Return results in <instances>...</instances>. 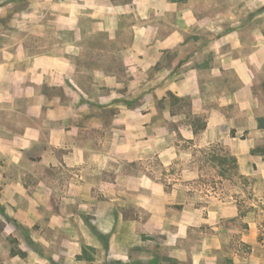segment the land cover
Returning <instances> with one entry per match:
<instances>
[{"label": "crops", "instance_id": "crops-1", "mask_svg": "<svg viewBox=\"0 0 264 264\" xmlns=\"http://www.w3.org/2000/svg\"><path fill=\"white\" fill-rule=\"evenodd\" d=\"M97 5L50 52L0 34V264H264V0ZM176 137L236 160L244 210L141 168Z\"/></svg>", "mask_w": 264, "mask_h": 264}, {"label": "rangeland", "instance_id": "rangeland-1", "mask_svg": "<svg viewBox=\"0 0 264 264\" xmlns=\"http://www.w3.org/2000/svg\"><path fill=\"white\" fill-rule=\"evenodd\" d=\"M84 2L87 7L96 8L98 6V0H0V34L4 33L9 36L11 44L24 34L30 36L32 41L36 36L41 40L42 51L50 52L62 43L58 36L65 35L53 29L56 16L67 17L72 10L78 14ZM23 20L28 21V25H24ZM34 27H37L36 32ZM171 103L172 113L176 111L186 113L187 123L193 127L194 132L200 131L204 123L201 118L188 113L186 100L172 99ZM158 107L162 109L161 105ZM156 121L158 125H162L161 118ZM142 125L140 119L136 126ZM166 125L169 130L178 131L176 123ZM198 144H200L199 141H185L180 137L170 139L165 143L161 141L157 145L161 152L160 155L156 154L148 160L144 159L139 164L144 171L146 165L149 164V169H154L155 176L164 183L166 189L170 192L175 191L181 198L189 197L193 201L195 191H202L201 196L212 193L221 200L233 197L237 199L240 210H244L245 205L242 202L246 201V198L242 197V192L246 196L251 195V192L247 180H243L238 175L237 165L232 157L219 144L214 143L207 146ZM167 147L172 150L165 154L163 149ZM193 170L199 176L195 185L186 179L185 175ZM149 171L151 173V170Z\"/></svg>", "mask_w": 264, "mask_h": 264}, {"label": "trees", "instance_id": "trees-1", "mask_svg": "<svg viewBox=\"0 0 264 264\" xmlns=\"http://www.w3.org/2000/svg\"><path fill=\"white\" fill-rule=\"evenodd\" d=\"M196 119H198L199 120V118H196ZM204 127H205V125L203 124L202 125V128L200 129V130H203L204 129ZM195 132H197V131H195ZM232 160L236 163V160L234 159V158H232Z\"/></svg>", "mask_w": 264, "mask_h": 264}]
</instances>
